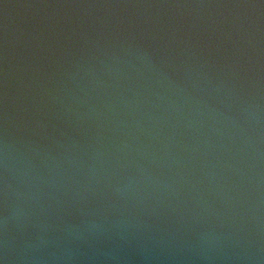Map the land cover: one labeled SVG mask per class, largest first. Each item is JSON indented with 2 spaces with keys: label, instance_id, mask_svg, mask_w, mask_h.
I'll return each instance as SVG.
<instances>
[{
  "label": "water",
  "instance_id": "95a60500",
  "mask_svg": "<svg viewBox=\"0 0 264 264\" xmlns=\"http://www.w3.org/2000/svg\"><path fill=\"white\" fill-rule=\"evenodd\" d=\"M0 264H264V0H0Z\"/></svg>",
  "mask_w": 264,
  "mask_h": 264
}]
</instances>
